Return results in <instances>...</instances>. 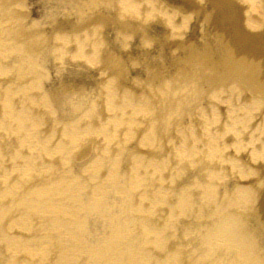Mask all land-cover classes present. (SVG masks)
I'll use <instances>...</instances> for the list:
<instances>
[{
  "label": "bare ground",
  "instance_id": "obj_1",
  "mask_svg": "<svg viewBox=\"0 0 264 264\" xmlns=\"http://www.w3.org/2000/svg\"><path fill=\"white\" fill-rule=\"evenodd\" d=\"M0 264H264V0H0Z\"/></svg>",
  "mask_w": 264,
  "mask_h": 264
}]
</instances>
